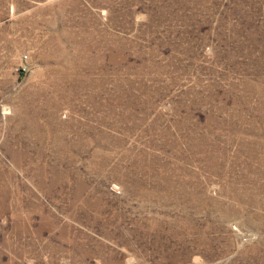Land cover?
<instances>
[{
  "label": "rangeland",
  "instance_id": "1",
  "mask_svg": "<svg viewBox=\"0 0 264 264\" xmlns=\"http://www.w3.org/2000/svg\"><path fill=\"white\" fill-rule=\"evenodd\" d=\"M0 264H264V0H0Z\"/></svg>",
  "mask_w": 264,
  "mask_h": 264
}]
</instances>
